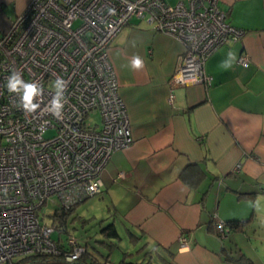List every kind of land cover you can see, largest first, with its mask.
I'll return each mask as SVG.
<instances>
[{"label": "crops", "instance_id": "1", "mask_svg": "<svg viewBox=\"0 0 264 264\" xmlns=\"http://www.w3.org/2000/svg\"><path fill=\"white\" fill-rule=\"evenodd\" d=\"M29 1L0 0V27ZM219 4L244 33L205 59L208 85L170 82L184 47L146 20L132 18L108 46L133 141L110 155L100 195L120 237L132 232L129 242L171 264H229L222 243L264 264V0ZM137 57L143 68L132 66ZM227 219L247 222L220 241L216 223Z\"/></svg>", "mask_w": 264, "mask_h": 264}, {"label": "built area", "instance_id": "2", "mask_svg": "<svg viewBox=\"0 0 264 264\" xmlns=\"http://www.w3.org/2000/svg\"><path fill=\"white\" fill-rule=\"evenodd\" d=\"M132 18L183 45L174 85L210 84L205 59L244 33L226 20L219 0H30L0 27V264L40 253L77 264L84 251L72 235L63 250L51 238L55 226L41 223L37 209L50 195L69 207L99 193L110 155L133 141L108 57L112 39ZM237 62L246 66L247 55ZM13 78L20 83L10 90ZM27 86L36 89L30 103ZM93 109L99 127L85 121ZM216 226L217 237H226L223 221ZM178 240L187 246L186 236Z\"/></svg>", "mask_w": 264, "mask_h": 264}, {"label": "rangeland", "instance_id": "3", "mask_svg": "<svg viewBox=\"0 0 264 264\" xmlns=\"http://www.w3.org/2000/svg\"><path fill=\"white\" fill-rule=\"evenodd\" d=\"M99 120V116L95 110L89 111V113L85 116V121L89 122L94 126V123ZM53 131V130H52ZM47 131L45 133L46 136H50L53 132ZM102 190V189H101ZM99 193L88 196L84 201L80 202L74 208V212L68 215L67 223H66V233H61V239L66 241L67 234L72 235L76 238V240L80 244H86L88 249L93 248L102 255H108L109 260L113 264H128L121 263V259L123 258V253L133 252L132 255L126 257L127 262H138L145 263L148 261V264H170L167 259V255H163L165 261L160 260L157 254L154 253H146L143 248L139 250L141 247L140 244H133L127 240V235L121 232L120 239H107L105 237H100L99 225L105 223L106 221H111L116 217L114 213V208L112 204L103 199V196ZM55 198V195H50L49 199L37 209V216L39 220L48 224L52 223V217L50 214L57 207L56 202H51L50 199ZM42 216V217H41ZM73 216V217H71ZM100 219H106L104 222L99 221ZM119 225V223H117ZM120 230H122L120 228ZM59 232L55 231L52 233L51 238L56 239ZM102 240L116 242L115 246H107L103 244ZM227 241V240H225ZM248 249L247 246L244 247ZM262 249V248H261ZM135 250H138L137 252ZM264 250V249H262ZM261 251V250H260ZM259 251V252H260ZM261 254V252H260ZM170 257V256H169ZM16 260L18 258H15ZM14 259V260H15ZM25 264H64L61 260H52V261H34L27 262Z\"/></svg>", "mask_w": 264, "mask_h": 264}, {"label": "trees", "instance_id": "4", "mask_svg": "<svg viewBox=\"0 0 264 264\" xmlns=\"http://www.w3.org/2000/svg\"><path fill=\"white\" fill-rule=\"evenodd\" d=\"M188 165H192V164H188ZM187 165V166H188ZM185 172V168L184 170H182V172L180 173V175H183ZM86 199V198H85ZM85 199L78 201L76 203L71 204L69 207H64L62 205H57V207L53 210V212L50 214V216L52 217V223H54L53 225L55 226V231H58L59 234L57 236L56 239H54L55 241H57L59 243V245L62 247L63 250L68 249V244L61 239V233H66V223H67V218L68 215H70L72 212H74V208L76 207V205H78L80 202L84 201ZM73 217V216H71ZM106 219H100L99 221L104 222ZM247 222V219L243 220V219H227V220H223V225L224 228L226 229V231L229 232H239L241 231L245 224ZM51 224V223H50ZM54 231V232H55ZM99 232H100V237H105L107 239H120V234L118 233V230L116 228V225L114 224L113 221H106L105 223L99 225ZM128 232V236H129V240L132 242L133 241V237L136 238V236H133L134 234L130 231ZM68 236V234H67ZM67 236L66 239H67ZM187 238V237H186ZM218 239H220V241H223L224 238L221 237H217ZM188 241V238H187ZM103 244L107 245V246H115L117 245L116 242H112V240L110 241H105L102 240L100 241ZM134 244V243H133ZM84 246V251L81 253V255L78 257L77 259V264H105L107 262L111 263V261L109 260V253L108 255H102L101 253H99V251L90 248L88 249L86 244H83ZM141 249V247L139 248V250ZM136 252L138 250H135ZM133 252H124L123 253V258L121 259V263H128V264H148V261H146L145 263H138V262H127L126 261V257L129 255H132ZM238 253V254H237ZM220 254H222L224 260L227 263H231V264H254L253 261L247 257L246 255L239 253L238 250H234L232 249V247L230 246H226L225 244H222V246L220 247ZM61 260V257L59 255H54V254H44V253H40V254H34L31 256H27L24 258H19L17 260H15L14 264H25L27 262H34V261H52V260ZM170 262V260H168ZM63 262V261H62ZM65 264V263H64ZM113 264V263H111ZM171 264V262H170Z\"/></svg>", "mask_w": 264, "mask_h": 264}, {"label": "clouds", "instance_id": "5", "mask_svg": "<svg viewBox=\"0 0 264 264\" xmlns=\"http://www.w3.org/2000/svg\"><path fill=\"white\" fill-rule=\"evenodd\" d=\"M132 66L136 69H140V68L144 67V63L139 57H137L136 59L133 60ZM19 83H20V81L18 79L13 78L12 82L9 85L10 90H15L16 85ZM62 83H63L62 80H58L57 81V87H60L62 85ZM35 92H36V89L34 87H32V86L26 87L25 98L28 100L29 103L31 102V98L35 94ZM60 107H62V106L57 103V108L59 109Z\"/></svg>", "mask_w": 264, "mask_h": 264}, {"label": "water", "instance_id": "6", "mask_svg": "<svg viewBox=\"0 0 264 264\" xmlns=\"http://www.w3.org/2000/svg\"><path fill=\"white\" fill-rule=\"evenodd\" d=\"M222 244H223V243H222ZM222 244H221V246H222ZM221 246H220V247H221Z\"/></svg>", "mask_w": 264, "mask_h": 264}]
</instances>
